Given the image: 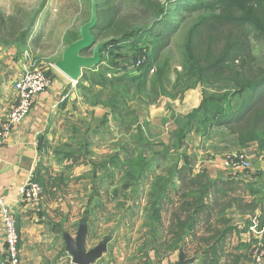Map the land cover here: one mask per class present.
Masks as SVG:
<instances>
[{"label": "trees", "instance_id": "obj_1", "mask_svg": "<svg viewBox=\"0 0 264 264\" xmlns=\"http://www.w3.org/2000/svg\"><path fill=\"white\" fill-rule=\"evenodd\" d=\"M94 1L98 22L92 34L97 42H111L102 49L103 64L83 72L78 90L85 104L109 110L128 141L99 165L93 162L90 172L95 175L99 167L103 169L105 186L111 188L118 175L120 189L131 192L135 203L148 186L143 191L145 233L135 256L144 264H171V257L184 247L186 255L200 258L201 264H252L253 241H240L249 221L240 228L231 213L252 216L261 210L264 221V175L255 171L254 182H213L206 172H194L185 146L191 134L207 137L218 131L231 136L240 151L254 147L256 161L264 160V0H133L135 17L125 15L129 6L121 0ZM85 2L90 14L81 26L91 18L92 0ZM32 24L23 29L17 19L0 11V45L27 49ZM177 31H183L180 72L169 87L162 53ZM79 39V28L71 29L65 34V46ZM143 57L137 71L128 70L130 62ZM46 75L52 79L50 73ZM218 84L234 88L208 91ZM197 85L204 88L200 106L177 119L169 142H162L157 150L153 136L146 135L148 123L139 121L131 104L138 99L149 106L161 98L177 100ZM104 120L108 123L107 117ZM72 142L78 148L67 146L58 159L60 165L71 162L69 168L91 156L87 139ZM63 176L54 177L46 170L38 172L34 181L53 197L54 189L68 188ZM58 230L62 232L63 226L58 225Z\"/></svg>", "mask_w": 264, "mask_h": 264}, {"label": "rangeland", "instance_id": "obj_2", "mask_svg": "<svg viewBox=\"0 0 264 264\" xmlns=\"http://www.w3.org/2000/svg\"><path fill=\"white\" fill-rule=\"evenodd\" d=\"M121 1L124 2L126 7L129 6L124 10L126 16L135 17L138 14L131 5L133 0ZM0 11L8 18L17 19L23 24V29L33 23L31 40L34 44L31 46L34 50H21L17 45L14 46L24 55L23 57L27 59L28 63L40 66L46 70V73H49L53 69L52 67L56 68L55 63L61 58V54L66 48L65 34L71 29L80 28L81 24L88 19L90 7L85 0H0ZM182 43L183 31H177L169 46L162 53V64L167 67L168 81L171 83L169 87L173 85L176 71L180 72ZM252 45L260 51L257 42H253ZM28 46L27 44V48ZM147 46L149 45L147 44ZM123 53H126V51ZM128 54L132 55L131 53ZM233 88L232 84H218L207 89L209 92L224 93L233 90ZM203 89L202 86L197 85L177 100L161 98L158 104H163V108L165 107V110H169L172 114V121L176 122L178 118L187 116L200 106L199 103L196 108H193L194 102L185 103L186 96L191 95V92L194 91L202 98ZM68 92H70L69 96L72 94V100H70L68 109L65 112L60 110L61 115H59V123L56 125V134L53 141H51L49 154L41 157L40 171L45 173L46 170H49L54 177L63 174V177L67 179L68 188L63 193V201L76 218L67 232L75 236L80 220L87 217L89 226L88 249H93L103 239H109L108 251L100 263L105 264V261H113V264H144L142 258L135 255H138V250L142 245L141 240L145 233L142 210L145 205L143 196L146 194L144 192H147L148 186L145 185L142 188L140 192L142 199L140 202L135 203L131 192L126 193L120 189L118 175H115V179L113 178L111 188L105 186L104 180L106 179L103 178L105 175L103 169L99 167L95 175L90 172L93 162L99 165L109 155L118 153L120 144L128 141V136L115 127V121L110 116L109 110L102 106L92 107L84 103L81 92L78 90V83L71 86ZM192 98L194 99V97ZM158 104L149 106L142 102V99H138L131 104L135 114L139 117V121L148 123L146 135L153 136V143L155 148L158 147L157 150L160 149L159 145L162 142H169V133L174 126L165 125L161 127L159 125V127L155 122L153 123L152 117L156 114L155 107ZM106 117L108 123L104 120ZM96 130H98L97 134H95ZM73 139L76 142L82 141V143L83 140L87 139L91 143L89 149L91 156L86 158L85 163L69 168L71 162L60 165L58 159L63 157L59 153L66 150L67 146L73 149L78 148L72 142ZM231 155L232 153L229 156ZM225 160L222 163L224 168H226L224 166ZM253 161H256V158L250 161L253 165V171H249L250 174L258 171L255 170V162ZM93 183H96L95 188L97 191L95 190V193L92 191ZM114 191H117V195H113ZM100 200L103 201L101 204H99ZM252 216H249V219ZM248 232L251 236L250 242L253 241L251 249L253 251V248L258 244V240L249 229ZM263 241L264 237L262 238ZM148 254L151 256V252H148ZM251 258L252 264H254L252 255Z\"/></svg>", "mask_w": 264, "mask_h": 264}, {"label": "crops", "instance_id": "obj_3", "mask_svg": "<svg viewBox=\"0 0 264 264\" xmlns=\"http://www.w3.org/2000/svg\"><path fill=\"white\" fill-rule=\"evenodd\" d=\"M31 39L32 35L27 49L32 51L34 48L31 45L34 42ZM23 56L14 45H0V123L16 104L14 84L29 64ZM49 73L53 81L51 88L38 96L29 116L19 126L14 127L0 155V195L5 197L6 205L16 219L20 234L21 264H73L61 237V233L69 231L72 222L76 219L63 201V193L66 189L62 192L54 189L53 197L43 192L41 200L35 205H26L22 200V188L41 172V157L49 154L51 141L56 134V125L59 123L60 110L65 112L72 100V94L69 96L68 90L77 84L70 81L57 68L51 69ZM200 99L197 92L193 91L191 95L186 96L185 103L194 102L193 108H196ZM156 107V114L152 117L153 123L161 127L175 125L171 119L172 114L169 110H165V107L163 108V104L159 103ZM217 132H212L207 137L196 134L188 137L185 151L194 172H206L213 182L256 181L258 177L254 178L255 174L243 169H226L222 165L227 156L236 152L245 153L250 161L254 160L255 148L240 151L231 136ZM253 162L256 164L257 161ZM258 162L260 163L258 171L264 175V160ZM255 214L261 215V210ZM231 216L233 223L240 228H244L245 223L249 221V216H241L234 211ZM58 225L63 226L62 232L58 230ZM250 240L249 232L240 235L241 242L249 243ZM196 259L194 264H201L200 258ZM102 260L103 257L95 264H102L100 263ZM177 261L178 253L171 257V264ZM0 264H8L1 221ZM105 264H113V261H105Z\"/></svg>", "mask_w": 264, "mask_h": 264}, {"label": "built area", "instance_id": "obj_4", "mask_svg": "<svg viewBox=\"0 0 264 264\" xmlns=\"http://www.w3.org/2000/svg\"><path fill=\"white\" fill-rule=\"evenodd\" d=\"M145 62V58H139L128 64L129 71H137ZM54 68V67H52ZM52 79L46 75V70L40 66L29 63L23 74L14 84L16 91V104L10 109L5 120L0 123V155L14 127L19 126L31 113L34 104L41 94L52 86ZM227 169H243L251 173L253 165L245 153H233L224 162ZM251 171V172H249ZM43 195V188L33 179L29 180L22 188V200L26 205L37 204ZM0 221L4 232L5 254L8 264H21L20 260V234L17 230L16 219L6 205L5 197L0 195ZM249 231L258 240L253 248L252 257L254 264H264V222L260 215H254L250 219ZM72 261V260H71Z\"/></svg>", "mask_w": 264, "mask_h": 264}, {"label": "water", "instance_id": "obj_5", "mask_svg": "<svg viewBox=\"0 0 264 264\" xmlns=\"http://www.w3.org/2000/svg\"><path fill=\"white\" fill-rule=\"evenodd\" d=\"M97 22V4L92 0L91 18L88 23L80 27V39L67 46L61 58L55 63V67L72 82L78 83L85 70L103 64L102 49L107 47L111 41L97 42L95 40L92 31ZM88 51H91V55H84ZM259 166L260 163H256L255 170H259ZM61 237L73 264H95L108 251V238L103 239L93 249H88L89 226L87 217L80 220L75 236L64 231L61 233ZM196 261L195 257L188 258L184 247H181L178 252V261L172 264H194Z\"/></svg>", "mask_w": 264, "mask_h": 264}]
</instances>
